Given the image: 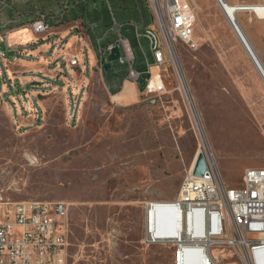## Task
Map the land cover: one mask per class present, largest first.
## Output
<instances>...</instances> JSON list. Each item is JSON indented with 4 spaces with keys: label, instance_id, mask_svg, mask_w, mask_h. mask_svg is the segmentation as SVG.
I'll return each mask as SVG.
<instances>
[{
    "label": "rangeland",
    "instance_id": "1",
    "mask_svg": "<svg viewBox=\"0 0 264 264\" xmlns=\"http://www.w3.org/2000/svg\"><path fill=\"white\" fill-rule=\"evenodd\" d=\"M188 1L195 47L173 40V50L208 149L173 60L160 70L164 90L131 106L112 103L95 75L78 93L51 79L54 87L33 85L45 89L31 95L37 121L19 129L0 86V190L11 200L66 203L67 264H172L171 248L140 244L143 201L172 200L203 148L229 187L246 168L264 167V80L220 4ZM236 20L264 67V19L244 10Z\"/></svg>",
    "mask_w": 264,
    "mask_h": 264
},
{
    "label": "built area",
    "instance_id": "2",
    "mask_svg": "<svg viewBox=\"0 0 264 264\" xmlns=\"http://www.w3.org/2000/svg\"><path fill=\"white\" fill-rule=\"evenodd\" d=\"M152 24L144 36L153 57L143 93H159L150 87L153 69L160 70L174 58L173 40L194 48V9L188 0H146ZM241 9L235 10L236 13ZM63 11L58 14L62 17ZM46 15L31 21L33 32L45 28ZM234 20H228L234 25ZM234 22V23H233ZM238 24V23H237ZM2 40L0 36V41ZM119 62L127 65V78L138 82L133 52L118 32ZM114 44L99 47L98 67L103 68ZM7 55L0 51V59ZM69 66H80L77 53H59ZM153 67V69H152ZM162 80V79H161ZM37 119V110H26ZM20 114L23 115V112ZM17 129L20 126H16ZM205 171L190 170L176 196L169 201H143V247L163 245L172 250V264H264V167L246 168L239 187L224 184L216 161L202 152ZM67 205L59 200H11L0 190V264H67Z\"/></svg>",
    "mask_w": 264,
    "mask_h": 264
},
{
    "label": "crops",
    "instance_id": "3",
    "mask_svg": "<svg viewBox=\"0 0 264 264\" xmlns=\"http://www.w3.org/2000/svg\"><path fill=\"white\" fill-rule=\"evenodd\" d=\"M39 13L46 15V25L36 33L30 23ZM151 24L146 0H0V51L7 55L0 59V66H4L15 94L10 93L1 68L0 86L1 93H8L13 101L17 119L14 124L20 128L36 124L37 119L26 115V110H36L31 95L45 93V89L34 90L31 86L54 87L49 79L66 83L62 86H71L78 93L82 83L95 75L115 105L139 103L143 91L137 82L127 78L126 64L115 61L106 70L98 67L99 47L115 44L119 32L132 49L133 69L140 75L147 74L153 57L143 32ZM62 50L77 53L80 66L71 67L59 59ZM15 85L21 86L20 92ZM123 94L128 100L116 102Z\"/></svg>",
    "mask_w": 264,
    "mask_h": 264
},
{
    "label": "bare ground",
    "instance_id": "4",
    "mask_svg": "<svg viewBox=\"0 0 264 264\" xmlns=\"http://www.w3.org/2000/svg\"><path fill=\"white\" fill-rule=\"evenodd\" d=\"M216 1L222 7V9H223V11H224V13H225V15H226L228 20H234V18H235V10H237V9H241L242 11H244V10L245 11H250L251 13L255 14L259 19H264V4H251V5L238 4V5H233V4L229 3L227 0H216ZM234 22H235V24L233 25L234 26V30H235L236 34L238 35V37L240 38L239 34H241L244 42L247 43L248 45H250V43H249V41H248L243 29L236 23L235 20H234ZM250 47H251L250 51H251L252 55L255 57L256 64L258 66V65H260L259 64L260 60L258 59L256 54L254 53V50H253L251 45H250ZM173 65H174L175 72H176V74L178 76L179 83L182 86V88L184 89V92H185V95H186V98H187V101H188V105L190 107V111H191L192 116L194 118V122H195V125L197 127L201 142L204 145V147H206L208 149V144H207V141H206L205 134H204L203 129L201 127V124H200V121L198 119L197 113L195 111L194 105H193V103H192V101L190 99L189 93L187 92V88H186L185 83L183 81L184 80L183 76L180 73L181 71L179 69V66H178V63H177L175 55H174V58H173ZM262 74L264 75V69H262ZM161 85H163L162 84V80L160 79L158 74L155 73V75L153 76V78L150 81V87H157L158 86V87L162 88ZM207 149L203 148V150H204L203 152H206L207 154H210L211 152L208 151Z\"/></svg>",
    "mask_w": 264,
    "mask_h": 264
},
{
    "label": "water",
    "instance_id": "5",
    "mask_svg": "<svg viewBox=\"0 0 264 264\" xmlns=\"http://www.w3.org/2000/svg\"><path fill=\"white\" fill-rule=\"evenodd\" d=\"M239 35H240V40L242 41L246 51L248 52L250 58L254 62L255 66L257 67L258 71L260 72V74L264 80V75L262 74V69H264V67L262 66L261 62L259 63L260 65L257 66L256 59L250 51V48H251L250 45H248L247 43L244 42L241 34H239ZM119 48H120L119 43L115 42V44L113 45V47L111 48V50L107 54V61H106V63L103 64V69L106 70L107 68L110 67L111 62H115V61L119 60V57H120ZM145 78H146V74H141L139 76L137 83H138L140 88H143V86L145 84ZM205 168H206V165H205L203 153L201 151H199V153L197 154V157L195 159L194 165H193L192 174L194 176H201L203 174V172L205 171Z\"/></svg>",
    "mask_w": 264,
    "mask_h": 264
},
{
    "label": "trees",
    "instance_id": "6",
    "mask_svg": "<svg viewBox=\"0 0 264 264\" xmlns=\"http://www.w3.org/2000/svg\"><path fill=\"white\" fill-rule=\"evenodd\" d=\"M141 90H143V88H140Z\"/></svg>",
    "mask_w": 264,
    "mask_h": 264
}]
</instances>
